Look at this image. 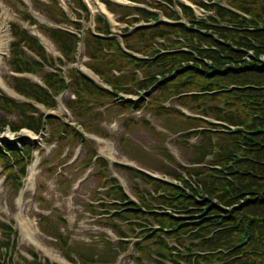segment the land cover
<instances>
[{"label": "trees", "instance_id": "16d2710c", "mask_svg": "<svg viewBox=\"0 0 264 264\" xmlns=\"http://www.w3.org/2000/svg\"><path fill=\"white\" fill-rule=\"evenodd\" d=\"M74 1L81 6L78 0ZM148 1L153 3V0ZM186 1L214 11V16L196 20L192 10L178 2L189 23L186 27L178 22L180 19L175 12L160 4L154 7L174 23L158 22L156 14L144 9L107 2L108 10L118 13L119 22L127 24L121 36L125 50L111 37L110 27L99 18L95 30L105 38L88 34L85 54L89 61L85 65L112 92L98 88L73 69L68 71V77L75 100H69L67 105L73 120L79 122L86 133L107 136L99 127L104 114L97 111L107 107V112L116 111L120 115L133 110L148 111L163 120L173 134H182L175 143L185 149L190 147V140L197 141L190 147L188 167L175 163V169L171 168L157 158L162 156L174 163L168 150L162 148L156 152L157 167L153 168L181 187L117 166L133 180H139L140 185L150 188L151 191H146L134 184L137 203L125 195L115 179L108 178L107 161H98L96 178L102 186L110 187L107 196L118 202L113 206L114 214H110L108 226L122 239H136L133 244L136 256H130L134 264H145V261L153 264H264V0H226L227 8L205 5L202 0ZM132 15L138 18L126 19ZM151 20L157 22L156 25H150ZM140 23L144 26L130 31ZM13 33V71L36 74L42 70L40 64L25 57L20 48L22 43L54 66L33 38L16 27ZM50 35L67 63L74 62L75 38L60 31H50ZM182 48H186V52L181 51ZM139 75L143 77L140 79ZM42 77L49 90L18 79H13V89L46 108H53L55 103L48 91L58 94L66 86L60 73ZM154 86H157L156 95L152 96L149 91ZM118 94L133 97L142 94L143 98L119 100ZM171 101L175 105L166 107ZM176 106L187 109L194 117ZM34 110L30 105L16 104L0 95V111L17 112L21 117L9 124L0 116V132L9 126L13 132L26 128L38 134L43 120L42 115L37 119L28 115ZM133 122L135 119L129 118L123 123L124 127ZM48 123L51 126L48 141L58 142V150L73 141L82 143L88 148L85 161L89 166L96 153L86 145L83 135L57 118H48ZM141 125L157 139L162 138L148 121L141 120ZM119 141L123 151L127 150L134 158L139 156L138 151L128 148L131 143L123 136ZM32 151L33 147L26 143L21 152L11 143L0 147V162L14 189L20 187L19 176L25 175ZM104 179L108 181L105 184ZM115 222L128 224V231ZM41 223L45 227L49 225L44 219ZM0 228L8 239L11 230L4 225ZM54 236L61 253L67 257L66 239ZM8 244L6 240L5 245ZM105 245L106 248L96 254H91L90 250L79 252L82 263L113 264L119 253L130 247V243L123 240L116 246L107 241ZM30 255L35 262V256Z\"/></svg>", "mask_w": 264, "mask_h": 264}, {"label": "rangeland", "instance_id": "374dc122", "mask_svg": "<svg viewBox=\"0 0 264 264\" xmlns=\"http://www.w3.org/2000/svg\"><path fill=\"white\" fill-rule=\"evenodd\" d=\"M3 1L0 0V16H2L7 23H10L16 20V15L12 9L13 5L19 10L25 11L27 8L25 1L29 0H10L12 4L7 5ZM33 1L31 0V3ZM219 3L223 6L225 5V1H220ZM200 14L201 12L197 11V16H200ZM114 18L117 17L111 18L112 25L118 27ZM9 41L10 39L7 38L3 51L4 55L0 56V90L7 93L15 102L24 103L26 101L13 93V91H11L13 94L7 91L9 87H7L6 81H10L11 74L7 66ZM52 50L54 51V49ZM30 79L32 81H39L37 77L31 76ZM68 95L66 97H69ZM155 95L156 92L153 93V96ZM170 104H172V102L168 103L167 106H171ZM174 105L175 104L172 106ZM37 107L39 108V113H53L56 116L63 115L59 106L54 110H45L39 105H37ZM182 110L188 113L186 110ZM0 114L11 123L20 119L17 113L11 115ZM104 117L105 119L101 121L99 127L107 136H91L90 140L93 142L91 147L94 148L102 158L108 160L110 166L109 175L116 178L120 185L124 187L127 195L134 200L136 195L133 186L134 184H139V181L133 180L126 173L119 172L114 165H128V163H130L150 173L162 175L159 169L153 168L154 166L157 167L155 160L158 149L165 148L169 151L173 157L174 163H169L168 161L164 162L165 165L169 163L170 167L174 168L175 163L186 165L188 160L187 157L191 156L192 150H190V147L197 144L196 139L189 141L190 147L187 149L180 146L178 143L175 144V142L179 140L178 137L168 130L163 120L155 118L147 111H132L130 114L123 116L113 111L106 114L104 113ZM129 118L135 119V122H133L135 124L125 128L123 123ZM141 119L148 120L152 124V127L162 135V140H158L151 135V133L140 124ZM175 129L177 130V128ZM46 131V129L43 131L44 139L47 138ZM18 136L39 147V150L34 153V162L31 167L32 170L34 168L33 177L29 183L24 184L25 192L24 194L22 193L23 195L21 197H17L11 186L5 182V178L1 176L2 170L0 164V221L7 225H11L16 235L13 252L8 256L4 255L5 253L0 254V263L4 260L8 261L10 256H12L14 261L12 264H32L33 262L28 254V252L32 251L40 257L41 261L47 259L51 264H80L75 255L71 256L73 259L71 263L65 260L60 254L54 240L43 235L41 226L38 224V217L41 215H46L53 219L58 216L67 221L66 225L60 224V229L69 237L71 246L77 245L79 249H88L91 254H96L106 248L102 249L104 245L102 239L115 245L118 241L116 234L104 228L102 225L103 220H96L94 214H91L87 209L88 204L98 206V204L94 203L92 200L93 194L98 188V180L94 176L96 168H93L91 172L86 174L81 168L82 159L86 156V148L83 149L73 144L69 147H65L62 149L61 153L58 154L56 151L57 144L53 146L46 144L42 141L40 136H35L26 130L20 131L18 135L5 131L0 134V142L9 140L17 143L16 139ZM121 136L131 143V146H128V148L138 151L139 156L145 158L144 162L137 156L141 162L137 161V163H132L131 161L133 159L127 156L131 154L125 149L124 152L120 151L118 139ZM47 160H54V162L47 168L41 167L42 162ZM54 165L55 169H51L54 173L51 174L48 170L54 167ZM64 182H67V186L71 189L69 196H66L65 188H63ZM140 188L146 191L150 190L143 186H140ZM102 197L101 195V198ZM42 203H44L46 207H44ZM125 228L126 226H124V229ZM0 241H4L1 231ZM133 254V252H130L119 256L114 264H134L133 260L130 258V255ZM145 264L153 263L146 261Z\"/></svg>", "mask_w": 264, "mask_h": 264}, {"label": "bare ground", "instance_id": "6f19581e", "mask_svg": "<svg viewBox=\"0 0 264 264\" xmlns=\"http://www.w3.org/2000/svg\"><path fill=\"white\" fill-rule=\"evenodd\" d=\"M2 31V30H1ZM6 44V38H3V36H0V50H4Z\"/></svg>", "mask_w": 264, "mask_h": 264}]
</instances>
